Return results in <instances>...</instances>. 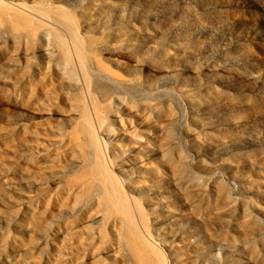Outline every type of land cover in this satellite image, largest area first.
Segmentation results:
<instances>
[{
    "label": "rangeland",
    "instance_id": "1",
    "mask_svg": "<svg viewBox=\"0 0 264 264\" xmlns=\"http://www.w3.org/2000/svg\"><path fill=\"white\" fill-rule=\"evenodd\" d=\"M106 174L155 264H264V0H0V264H151Z\"/></svg>",
    "mask_w": 264,
    "mask_h": 264
},
{
    "label": "bare ground",
    "instance_id": "2",
    "mask_svg": "<svg viewBox=\"0 0 264 264\" xmlns=\"http://www.w3.org/2000/svg\"><path fill=\"white\" fill-rule=\"evenodd\" d=\"M65 24H67L68 27L73 31L72 23L65 21ZM73 37L76 41H78V36L76 35L75 32H73ZM58 42L62 46L64 45V42L59 35H58ZM92 140H94L93 137ZM101 180L104 183V191H102L103 201L109 207H111L112 213L116 212L121 214V216H123V219L125 220V223L128 227L126 229L127 233L125 235L127 244L133 250V252L137 254L140 258H145L149 263L155 264V259L158 257V253L150 243L144 240L143 238L144 236L142 237V235L137 232L134 226L130 207L127 201L125 200V198L120 193L118 185L114 183L113 179L107 174L104 175V177H102Z\"/></svg>",
    "mask_w": 264,
    "mask_h": 264
}]
</instances>
